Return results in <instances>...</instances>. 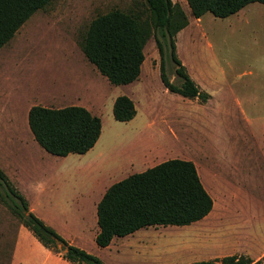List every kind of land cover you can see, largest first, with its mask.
Instances as JSON below:
<instances>
[{
    "label": "rangeland",
    "instance_id": "obj_1",
    "mask_svg": "<svg viewBox=\"0 0 264 264\" xmlns=\"http://www.w3.org/2000/svg\"><path fill=\"white\" fill-rule=\"evenodd\" d=\"M173 1L190 20L176 37V53L205 99L184 97L162 84L154 35L144 49L140 78L131 84L109 83L85 56L81 44L95 18L119 9L145 20V0H52L0 49V169L30 212L105 264H221L230 256L264 263V4L251 3L227 18L206 13L196 19L186 0ZM162 41L168 77L181 86L168 40ZM120 96L136 104L131 121L112 114ZM35 105L83 106L100 116L101 156L46 151L28 122ZM172 159L195 163L214 200L210 215L191 226L148 227L137 240L151 242L146 250L118 248L121 237L99 247L97 207L105 190ZM62 161L69 165L66 173L75 172L81 181L57 172ZM100 161L110 175L91 169ZM81 168L89 173L81 175ZM20 204L0 181V264H75L46 248L22 223L13 211Z\"/></svg>",
    "mask_w": 264,
    "mask_h": 264
},
{
    "label": "trees",
    "instance_id": "obj_2",
    "mask_svg": "<svg viewBox=\"0 0 264 264\" xmlns=\"http://www.w3.org/2000/svg\"><path fill=\"white\" fill-rule=\"evenodd\" d=\"M52 0H0V49L5 47L22 26ZM192 15L199 19L206 13L218 18L234 15L251 3L264 0H186ZM147 18L141 14L113 10L95 18L81 47L99 72L113 85H127L139 80L145 62L144 49L154 35L162 57V84L184 97L206 98L177 55L176 37L189 26L190 20L180 3L173 0H145ZM168 40L171 58L177 65L181 86L173 84L165 65ZM208 96V95H207ZM117 121L134 119L138 110L130 96L118 97L113 105ZM30 129L46 151L57 156L85 154L99 141L103 122L83 106L49 108L32 106L28 113ZM194 162L182 159L164 161L141 173L128 175L106 190L97 207L100 231L96 243L101 248L111 245L116 237H124L153 226H191L213 211L214 200L205 188ZM0 181L20 201L21 210L14 213L48 249L75 264H105L98 257L67 243L27 207V201L12 187L0 169ZM59 244L63 247L60 249ZM190 264H219L198 261ZM221 264H264L246 256L225 257Z\"/></svg>",
    "mask_w": 264,
    "mask_h": 264
},
{
    "label": "crops",
    "instance_id": "obj_3",
    "mask_svg": "<svg viewBox=\"0 0 264 264\" xmlns=\"http://www.w3.org/2000/svg\"><path fill=\"white\" fill-rule=\"evenodd\" d=\"M210 71H212V69H209V72ZM211 97H212V95H211ZM102 131H103V129H102ZM102 135V134H101ZM100 140V139H99ZM99 142V141H98ZM97 142V143H98ZM99 151H100V147H99V149H98V144H96L90 151H88L87 153L89 154V153H92L94 156H92L93 157V159L95 160L97 157H99V156H101V154H99ZM87 153H85V154H87ZM79 155H84V154H79ZM67 157V156H66ZM69 162V161H68ZM133 162V161H132ZM103 164V162L102 161H100V162H98V163H96V164H94V165H92L91 166V169H97V171H98V173L99 174H101L100 176L102 177V176H104L105 174H107V172H108V174H109V171H105V173L102 171V169L103 170H105L106 169V163L104 164V165H102ZM69 165H68V163L67 162H61V167L60 168H57V172H60L59 174L60 175H63L64 173H66V171L64 170V169H67V168H69L68 167ZM112 166V165H111ZM79 173L81 174V175H85V174H88L89 173V170H85V169H83V168H81V169H79ZM102 173H104V174H102ZM110 175V174H109ZM66 176L67 177H69V181H73V180H75V177L77 176L76 175V173L75 172H72V173H69V172H67L66 173ZM105 176H107V175H105ZM65 178V177H64ZM82 179H85L84 177H82ZM78 181H81V178H80V176H79V179L78 180H75V183L77 184L78 183ZM110 187V186H109ZM108 189V188H107ZM106 189V190H107ZM106 190H105V192H106ZM105 192H104V194H105ZM104 194H103V196H104ZM103 198V197H102ZM101 201V200H100ZM66 204H68V205H70V202H68V201H64ZM68 205H66V206H68ZM97 220H98V217H97ZM145 229H147V228H142V229H140V230H138V231H136L135 233H133V234H130V235H128V236H124V237H121V241H120V243H119V245L117 246L118 248H121V249H124L125 247H128V248H130V249H132V248H135V247H138V248H140L141 247V249L143 250V249H147V247H148V243H151V242H147V240L145 241V242H141V243H139L137 240H141V239H143V230H145ZM99 231H100V229H99ZM25 232V230H24V228H22L21 229V232H20V239L18 240V243L16 244V248L14 249V253H13V256L15 257L18 253H19V250H20V248H21V245H22V243H21V240L23 239V237H24V235H23V233ZM117 238V237H116ZM116 238H114V240L112 241V243H111V245H109L108 247H111L112 246V244H114L115 243V241L117 240ZM145 238V237H144ZM129 241H131L129 244H127ZM108 247H106V248H108ZM136 258H134V260H136V259H138L139 257H141V256H135Z\"/></svg>",
    "mask_w": 264,
    "mask_h": 264
}]
</instances>
